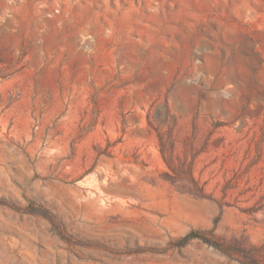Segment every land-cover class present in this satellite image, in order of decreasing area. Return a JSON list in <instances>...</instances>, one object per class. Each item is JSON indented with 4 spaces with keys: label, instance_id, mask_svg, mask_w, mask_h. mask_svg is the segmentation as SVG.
<instances>
[{
    "label": "rangeland",
    "instance_id": "374dc122",
    "mask_svg": "<svg viewBox=\"0 0 264 264\" xmlns=\"http://www.w3.org/2000/svg\"><path fill=\"white\" fill-rule=\"evenodd\" d=\"M0 264H264V0H0Z\"/></svg>",
    "mask_w": 264,
    "mask_h": 264
},
{
    "label": "trees",
    "instance_id": "16d2710c",
    "mask_svg": "<svg viewBox=\"0 0 264 264\" xmlns=\"http://www.w3.org/2000/svg\"><path fill=\"white\" fill-rule=\"evenodd\" d=\"M189 237H194V235L190 234V235H188L187 237H185L184 239H185V240H186V239H189Z\"/></svg>",
    "mask_w": 264,
    "mask_h": 264
}]
</instances>
